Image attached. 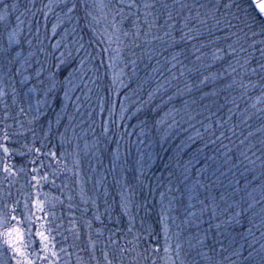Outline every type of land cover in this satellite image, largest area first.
<instances>
[{
    "label": "trees",
    "instance_id": "1",
    "mask_svg": "<svg viewBox=\"0 0 264 264\" xmlns=\"http://www.w3.org/2000/svg\"><path fill=\"white\" fill-rule=\"evenodd\" d=\"M49 1L0 2L9 5L6 10L10 20L9 29H15L17 24L21 25L19 36L24 41V53L29 51L27 41L32 35L31 51L37 54V58L43 60L47 52L52 54L48 57L51 60L52 57H59L62 52L71 50L78 60L84 56V52L76 51L74 41L82 36L81 42L96 57L90 62L86 60L84 67L88 69L99 66L100 70L96 73L99 79L91 83L89 78L93 73L88 72L80 83L79 90L67 101L68 107L62 114L59 125L56 118L64 103L62 92L57 94V99L50 97L48 107L41 109L45 114L34 120L36 113L28 111L29 101L35 108L37 99H42V96L34 93L26 97L24 93L35 81H30L27 86L20 85V77H16L15 82L6 78L0 82V88L7 93L0 98V144L10 149V155L7 157L0 149V211L15 215L21 221L18 226L22 227L27 221L24 219L26 197L23 192L35 189V192L30 193L32 197L28 211L32 214L29 215L35 220L36 231H42L43 228V231L54 237L55 248L66 249V252H58L60 258L57 264H107L105 253L112 264H121L116 250L118 247H131L128 241L138 244L137 251L143 252L144 248H149L147 264H152L153 260L155 264H170L168 255H171L175 264H207L201 253L210 256L212 264H258L260 257L264 255L261 248L264 245V164L261 163V160H264V143L249 135L253 130L252 121L239 120L240 107L232 105L236 98H246L252 92L251 89L245 92L233 84V76L237 80L241 79V71L237 69L235 74L226 71L230 56H225L222 60L213 59L215 49H223V46L231 43L234 38L210 43L213 37L208 35V29L212 21L208 20L206 24L201 25L191 19L188 21V27L199 29L203 35L187 44L182 43L175 49L162 51L170 42L169 38L163 35L165 31H171L178 40L182 31H187L182 28L184 17L189 14L195 17L199 10L203 18L205 9H181L180 5L206 4L208 0H134L138 8H125V13L130 11L140 16L142 34L137 41L140 47L121 45L122 58L115 62L114 68H108L109 56L115 55L111 49L117 45L113 43L108 52L102 51L108 47L103 31L105 28L111 31V15L107 20L101 19L99 23H95L91 17L86 18L82 0H71L77 4L72 13H68L67 7L57 6L59 3L52 10H48L46 4ZM88 2L91 4L92 0ZM105 2L110 3V7L119 4V0ZM124 2L128 4L133 0ZM144 3L153 5L150 11L158 16L157 25H165L170 11L173 19L168 23L174 22L173 29H168L166 25L163 28L153 27L145 38L143 32L149 30L147 25H143ZM164 4L169 7L163 8ZM12 5L16 7L13 8ZM91 10L94 15H99L95 9ZM18 15H21V18L14 20L13 16ZM134 18L130 16L124 22L125 30H133ZM116 20L119 23L120 17ZM3 29L0 27L1 33ZM27 31L28 35L25 33ZM153 35L159 39L152 40ZM215 35L223 37L224 33L216 32ZM58 38L67 39L66 46L69 45L68 49L62 50L60 54L54 51V39ZM146 39L151 43H147ZM255 39L259 40L260 37ZM125 43L129 42L126 40ZM193 44L197 47L203 44L204 47L200 52L193 54ZM255 47L257 51L254 53L251 67H256L260 59L258 49L264 46L257 44ZM41 48L44 51H40ZM180 48L186 49L187 53V59L180 57L187 66L185 76H179L178 66L173 70L179 77L178 80L166 85V92L157 93L155 99L147 103L148 93L165 78L173 75V72L164 71L169 67L165 58ZM197 55H201L200 61H196ZM149 56L152 58L149 59ZM132 60L136 61L135 72ZM158 66L164 71V77L153 71ZM121 70L120 79L123 80V85L119 81L113 84V74H119ZM213 74L215 80L211 79ZM260 75L264 73L259 70L255 75L248 73L243 76V81L245 84L257 83V77ZM204 76H209V81L197 88ZM185 84H191L192 91H187ZM230 84L232 87L227 89ZM259 84L264 85V82ZM13 87L19 93L15 103ZM178 88L182 94L177 93ZM208 92L216 93L211 95L216 102L212 103L211 107L207 101L209 96L204 95ZM169 96H174V99L169 101ZM222 101L227 104L221 105ZM5 104L8 105L7 110ZM122 105L126 109L123 113ZM20 107L25 109V114L19 113ZM137 107L142 109L138 113ZM172 109L178 111L166 116L165 113ZM5 111L10 117L7 120L4 119ZM173 116L177 121L175 125H172ZM69 117H72L71 120ZM141 121H146L143 136L139 135L141 129L138 125ZM224 121H227V124H224ZM209 124L212 127L206 130ZM254 125L261 127L260 130L264 133V122ZM230 128H234L235 135L233 131H229ZM213 130L215 135H212ZM5 132L8 133V140L4 139ZM221 132H224V137L217 139ZM212 140H215V143H211ZM240 140H244L243 145H240ZM245 150L249 160L255 163H249V160L240 155V152ZM21 152L24 155H20ZM50 153H55V158ZM74 159L79 161L78 165L73 163ZM4 163L12 166L15 175L5 178L6 174L2 171ZM21 169L23 171H20ZM33 169L37 171L33 172ZM138 169L143 172L142 177ZM45 175L47 180L41 178ZM33 176H36L37 180H32ZM193 187L197 196L189 201L188 189ZM133 192L135 195L131 199L136 203L147 200L150 211L146 214L144 209H140L137 214L130 204L129 211L135 215V220L132 222V231L129 232V216L121 207V194L129 197ZM161 193L164 194L165 206L170 199L175 198L173 210L167 214L171 237L168 244L172 249L167 255L163 251L165 238L159 216ZM35 199L44 201L46 212H54V217H46L45 213L36 212L31 205V201ZM198 200H203L204 205L198 203ZM52 204L55 205L54 208L51 207ZM189 204L194 207L189 208ZM205 205L207 208L201 213L200 210ZM238 211H243L242 216L237 217L239 224L231 219ZM189 212H194L195 215L189 216ZM36 216H40L42 222L36 220ZM97 216L99 219H96ZM171 217L176 218L174 223ZM142 218L143 225L140 222ZM217 224L221 226L217 228ZM149 225L153 230L151 238L145 231ZM26 227L25 223L24 228ZM177 232L178 239L175 235ZM137 235L139 240L135 239ZM33 236L38 242L37 248L40 249L39 238L35 234ZM177 242L182 245L179 257L174 251ZM1 243L2 241L0 246ZM157 247L158 252L151 250ZM237 252L239 254H235ZM249 253L252 255L249 256ZM123 264H128L127 257L124 258Z\"/></svg>",
    "mask_w": 264,
    "mask_h": 264
},
{
    "label": "snow or ice",
    "instance_id": "2",
    "mask_svg": "<svg viewBox=\"0 0 264 264\" xmlns=\"http://www.w3.org/2000/svg\"><path fill=\"white\" fill-rule=\"evenodd\" d=\"M0 2H2V0H0ZM82 2L86 9V18L91 17L92 21H94L95 23H99L101 19L107 20L108 16L111 15V20L109 21L111 31L109 32L108 28H105L103 31V36L107 38L108 47L104 48L102 51L108 52L113 43H115L117 47L111 49V51L115 55L109 56L108 68H114L115 62L118 59L122 58L121 45H123L124 47H128L130 44L132 47H140V44L137 43V41L140 40L142 34L140 16L130 11L127 14L125 13V8H138L134 0L132 3L128 4H125L124 0H119L118 5H112L111 7L110 3H106L105 0H92L91 4H89L88 0H82ZM57 6L67 7L68 13H72L77 8V4L75 2H71V0H61L60 5ZM8 7V4H4L5 9H8ZM12 7L15 8L16 5H12ZM46 7L51 9L53 7V4L50 2L48 5H46ZM162 7L167 9L169 6L167 4H164L162 5ZM193 7H196L197 9H205L203 13V18L199 10H197L195 17H192L190 14L189 16L184 17L182 28L187 29V31H182V34L180 35L178 40L175 38L171 31H165L163 35L165 37H168L170 42L165 48L162 49V51L167 52L170 48L175 49L176 46L182 43L187 44L189 41H194L197 39V37L203 35V33L199 31V29L188 27L189 20L195 19L197 23L201 25H204L207 23L208 20H211L212 24L211 27L208 29V35L213 37V39L210 41V43H217L221 39L227 40L230 38H234L231 40V43L227 44V52H225L222 48H216L215 52L213 53V59L222 60L225 58V56H230L231 59L228 62L226 71H228L229 74H235L237 73V69L242 70L240 73L241 79L237 80L236 77L233 76V84H236L238 87L244 89L245 92L247 91L249 86L255 87V85L245 84L243 81V76L248 73L255 75L257 74V70H259L260 73H264V47H260L258 49L260 53V59L259 61H257L256 67H251L254 53L255 51H257L255 46L257 44L264 46V0H227V2H225V0H208V3L206 4L180 5L181 9H191ZM152 8L153 5L150 3L143 4V25H147V28L149 30L143 32V36L145 38L149 36L150 30L153 27L163 28L166 25L167 28L170 30L174 27V22L172 24L168 23L169 20L173 19L172 13L170 11L168 12L167 19L165 20V25H157L156 21L158 19V16L154 15L150 11V9ZM91 9H95L99 13V15H94ZM130 16L135 17L132 20L133 30L131 31L125 30L123 28L124 22ZM117 17H120L119 23H117ZM149 17H151V19H149ZM7 18V13L0 14V21H5L7 20ZM18 19L19 17H17V20ZM93 31H95V29H93ZM216 32L224 33L223 37L216 36ZM256 37H260V39L257 40L255 39ZM157 39H159L158 36H152V40ZM82 40L83 37L81 36L80 39L74 41L76 45V51L84 52V56L79 57L78 60L77 57L73 56V52L71 50H66L65 52H62L59 57H52L51 60H49L48 57L52 56V54L46 52L44 59L41 60L37 58V54L35 52L31 51V41H27L29 51L27 52V54H25L23 49L24 41H22V39L20 38L18 30H9V26L7 24L4 25L3 33H0V82H3L5 78L10 82H15L16 77H20V85L27 86L30 81H35V83H32L31 87H28L27 91L24 93L26 97H30L31 94L34 93H39L42 96V99H37L35 108H33L31 102L29 101L28 111H34L36 113V116L33 117L34 120L39 119L40 115L45 114L42 112L41 109L48 107L49 98L51 97L52 99H57V94L62 92V99L64 103L62 104L61 113H58L56 118V123L59 125L62 114L67 110V101H70L72 99V95L77 90H79L80 83L84 81V77L88 74V72L91 71L93 73V76L89 78L91 83H95L96 80L99 79V77L96 76V73H98L100 70L99 66H93L88 69L84 67L86 60L90 62L91 60L96 59V57L93 56V54L89 52L87 48H85L84 43L81 42ZM126 40L129 43H125ZM250 40L251 43H249ZM146 42L151 43V41L147 39ZM54 47L59 48L60 45L57 44ZM203 47V44H201L199 47L193 44L191 51L193 54H195L200 52L201 48ZM250 49L251 51H249ZM40 51H44V49L41 48ZM133 55H135V53H133ZM157 55H159V53H157ZM181 56H183L184 59H187L186 49L180 48L179 51H173L168 57H166L165 63L168 64L169 67L164 69V71L173 72V70L177 69V67L179 66V76H185V69L187 68V66L185 65L184 61L180 59ZM151 58L152 57L149 56V59ZM195 59L196 61H200L201 55H197ZM102 63L103 61H101V64ZM131 63L133 65V72H135L136 61L132 60ZM157 64L159 65V61L157 62ZM153 71L158 72L161 77H164V71H161V68L159 66L154 68ZM187 71L191 72L192 69H187ZM121 75L122 70L119 74H113V84L119 81V83L123 85V80L120 79ZM178 78L179 77L174 72L170 78H165L163 82L159 83L153 91L148 93L147 103H151L152 100L155 99L157 93H160L161 91L166 92V85H170L173 80H178ZM215 78V74H213L211 79L215 80ZM209 79V76H204L203 79L199 81V84H197L196 87L200 88L202 85H205L209 81ZM261 79L264 80V75L261 76ZM228 87H232V85L230 84L228 85ZM185 88L189 92L192 91L191 84H185ZM89 91H91V89H89ZM177 93L182 94L179 88L177 89ZM215 94V92L204 93L205 96H211ZM6 95L7 93L4 91V89L0 88V98H3ZM12 95L13 103H15L16 97L19 95L15 87L12 88ZM201 98L203 99V97ZM76 99L77 101H79V97H77ZM172 99H174V96L168 97L169 101H171ZM257 99L258 102H264V90H262L261 97H258ZM162 103L164 102L162 101ZM4 107L6 110L8 109L7 104H5ZM157 107H159V105H157ZM253 107H255V105H253ZM141 110L142 109L140 107H137L136 113L140 112ZM125 111L126 109H124L122 105L121 112L123 113ZM177 111L178 110L176 109H172L170 112L165 113V115H172L174 112ZM19 113L25 114V109L23 107H20ZM136 113H133V115H135ZM211 114L215 115V113ZM9 118L10 117L8 112L5 111L4 119L7 120ZM71 118L72 117H69L70 120ZM123 118L124 116L122 115L121 119ZM161 122L162 121H157V123ZM176 123L177 121L173 116L172 125H175ZM224 124H227V121H224ZM172 125H169V127H171ZM138 126L141 129L139 135L143 136L145 134L144 127H146V121H141L140 125ZM218 126L223 127V125ZM21 127H23L22 124ZM211 127V124L207 125L206 130ZM50 130L51 124H49V131ZM105 131H107V129H105ZM229 131H233V135H235L234 128H230ZM212 135H215L214 130L212 132ZM249 135H251V133H249ZM221 137H224V132H221L220 136L217 137V139H220ZM4 139H9L7 132L4 133ZM142 142L143 141H140V143ZM210 142L215 143V140H212ZM243 144L244 140H240V145ZM25 147H27V145H25ZM224 147H227V145H224ZM0 149L3 150L5 157L10 155V149L4 144H0ZM246 152L247 150L241 151L240 155L243 156L245 160H249V157L247 156ZM19 154L24 155L23 152ZM50 155L55 158L56 154L50 153ZM253 155H255V153H253ZM257 159H260V157H257ZM73 163L75 165H78L79 161L74 159ZM249 163H255V161L249 160ZM261 163L264 164V160H261ZM2 171L6 174L5 178H7L8 176L15 175V173L12 171V166H9L7 163L3 164ZM20 171H23V169H21ZM36 171V169H33V172ZM138 171H140V176L142 177L143 172L140 169H138ZM41 178L44 180L48 179L47 175ZM32 180H37V177L33 176ZM188 192L189 201H191L194 197L197 196V192L195 191L194 187L188 189ZM121 195V207L124 209V213L129 216L128 231L131 232L132 222L135 220V215H133L132 212L129 211V205L131 204L132 207L135 208L137 214L139 213L140 209H144L145 213L147 214L150 211V206L147 200H144L141 203H136L134 200H132L131 197L135 195L134 192L131 193L129 197H124L123 193ZM163 199L164 194L161 193V206L159 210V216L161 229L165 238V246L163 251L167 255L170 253V251H172L171 246L168 244V241L171 237L169 235V217L167 214L173 210L172 206L175 198L170 199L168 201L167 206L164 205ZM198 203L204 205L203 200H198ZM31 205L36 210V212L45 213L46 217H54L55 215L54 212H46L45 202L41 201L40 199H35L31 201ZM28 206L29 202L26 199L25 207L27 208ZM51 207L54 208L55 205L52 204ZM188 207L191 208L194 207V205L189 204ZM249 207H251V205H249ZM206 208L207 205L201 208V213H203ZM243 211H247V209H243ZM243 211H238L235 216L231 218L232 221L239 224L240 221L239 219H237V217L242 216ZM188 215L194 216L195 213L189 212ZM35 218L36 220L41 219L40 216H36ZM96 219H99V216H97ZM170 219L174 223L176 218L171 217ZM13 221H15L16 223L13 224ZM140 222L141 225H143L144 219L142 218ZM20 223L21 221L18 220L15 215H9L8 213L0 212V241H2V243L7 246L6 251L11 253V255L8 257V261L0 259V264H9V262H14V264H36L37 260L41 262L47 261V264H57L60 257L59 253L54 250V237H52L50 233L46 234L44 231H36L35 236L39 238V243L41 247L39 251L30 252L29 248H31L35 242L31 239H29L28 242L24 241L25 233L21 229V227L18 226ZM185 223H187V219L185 220ZM229 223H231V221H229ZM220 226V224L216 225L217 228H219ZM177 228H179V225H177ZM145 231H147L149 238H151L153 235L152 226L149 225L148 228L145 229ZM248 231L250 232L251 228H249ZM27 235L31 237V229L28 230ZM175 235L178 239L179 232L175 233ZM135 239L139 240V235H137ZM112 243L115 244L116 241H112ZM128 244H131L132 246L118 247V249L116 250L117 254L121 258V264H123V260L125 257H127L128 264H147V261L149 260V248H144L143 252H140L137 251L138 244L133 243L132 241H128ZM261 248L262 250H264V245H262ZM151 250L153 252H158L159 248H152ZM181 250L182 245L177 242L174 249L177 257H179ZM40 251L46 253V255H40ZM59 251L66 252V249L60 248ZM235 254L239 253L237 252ZM200 255L204 256L205 260L207 261V264H212V258L210 256H206L204 253H201ZM251 255L252 253H249V256ZM167 258L170 264H175V261L172 259L171 255H168ZM105 260L107 264H112V261L108 259L107 253H105ZM152 264H155V260L152 261ZM258 264H264V255L260 257Z\"/></svg>",
    "mask_w": 264,
    "mask_h": 264
},
{
    "label": "rangeland",
    "instance_id": "3",
    "mask_svg": "<svg viewBox=\"0 0 264 264\" xmlns=\"http://www.w3.org/2000/svg\"><path fill=\"white\" fill-rule=\"evenodd\" d=\"M2 2H3V0H2ZM50 2L53 4V7L51 9H48V10H52L58 3L60 4L61 3V0H60V2L58 0H50L46 5H48ZM0 9H1V13L0 14L7 13V11H6L7 9L4 8V3H0ZM46 13H48V12H46ZM7 16H8V13H7ZM13 17H14L13 18L14 20H17V17H19V19H20L21 18V15L13 16ZM9 21L10 20H8V18L5 21H0V22L3 23V24L0 23V27L4 28V25L5 24L9 25L8 24ZM20 27H21V25L20 24H17L15 29H17L18 32H19ZM11 29H9V30H11ZM0 33H1V31H0ZM25 33L27 35L29 34L28 31L25 32ZM31 38H32V35H30V37H29L28 40L31 41L32 40ZM59 38H61V34H60V37ZM59 38L58 39H54L55 45H57V44L60 45L59 48L54 47V51L57 52L56 54H60L62 52V50L68 49V46H69V45L66 46V40L67 39H59ZM223 43H224V41H222V44ZM223 49H224V51L227 52V45L223 46ZM240 71H242V70H240ZM260 77H261V75L259 77H257L258 78L257 79V83L256 82H250L248 84V85H255V87H251V86L248 87V90H250V89L252 90L251 95L248 96V97H246V98L245 97L236 98V100L232 102V105H234L235 107H240L241 114L239 115V120H241V121L251 120L252 121V123H253V130H252L250 136L253 139H255L256 141H262L264 143V133L260 130L261 127H259V126L256 127L254 125V123L257 124V125H260V122H264V102H258V99H257L258 97H261V95H262V90L261 89H264V85L259 84L261 81L264 82V80L260 79ZM226 88H227V86H226ZM227 89H229V87ZM207 101H208L209 107H211L212 103L213 104L216 103L215 100H214V98H213V96H209V98L207 99ZM220 104L221 105H226L227 103H226V101L225 102L222 101ZM221 105H219V106H221ZM253 105H255V107H253ZM24 182L26 183V180H24ZM24 190H25V188H24ZM34 190L35 189H31L30 192L29 191L26 192V190H25L23 192V196L25 195V197L28 200L29 204H30V199L32 197L30 195V193H32V191L35 192ZM24 211H25V215H26V218L24 216V219H27V221L24 222L22 224V227H21V229L25 233L24 241L25 242H28L29 239L33 240L35 243L32 245L31 248H29V251L30 252H33V250H34V252H36V251H39L40 249L37 248V243L38 242L36 241V238L33 236L36 233L34 231L37 230L35 228V222H34L35 220L31 218L32 215H29L30 213L32 214V212H30V210L28 211V207ZM39 221L42 222V219H40ZM15 223L16 222L13 221V224H15ZM25 223L27 224V227L26 228H24L25 227ZM29 229H31V233H32L31 237H29L27 235ZM42 231H43V228H42ZM44 232L46 233V231H44ZM1 245L3 247L0 246V259H3L5 261H8V257L11 255V253L8 252V251H6V248H7L6 245H4L3 243H1ZM57 248H55L54 250L57 251V252H59V248L58 249ZM31 249H33V250H31ZM40 255L43 256V255H46V253L40 251ZM9 264H14V262H9ZM36 264H47V261L41 262V261L37 260L36 261Z\"/></svg>",
    "mask_w": 264,
    "mask_h": 264
}]
</instances>
